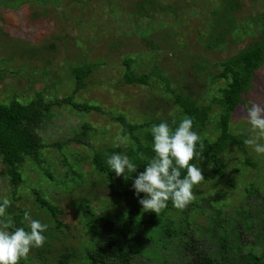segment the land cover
<instances>
[{
  "label": "rangeland",
  "instance_id": "rangeland-1",
  "mask_svg": "<svg viewBox=\"0 0 264 264\" xmlns=\"http://www.w3.org/2000/svg\"><path fill=\"white\" fill-rule=\"evenodd\" d=\"M237 2L239 6L222 17L216 10H228L225 0H0V101H10L13 94L22 101H30L38 98V92L50 99L54 87L62 98L71 92L65 85L71 89L73 86L72 81L67 82L71 64L103 61L104 64L96 66L88 79L90 84L76 94L75 99L95 101L94 104L101 105L104 111L86 113L71 105L56 108L53 121L41 131V136L46 142L66 140L89 122L98 129L96 139L115 137L114 141H121L117 137L122 128L112 115L123 112L133 122L146 118L143 113H149V108L162 117L175 115V108L168 98L165 99L163 82L155 75V80L148 86L123 81L125 65L121 56L135 55L133 70L149 71L153 63L152 51L156 49V62L164 71L162 74L172 83L178 80L196 91L201 77L196 74L194 62L211 67L210 71L216 70L215 63L260 39L261 23L255 19L258 15L264 17V0ZM201 82L203 85V80ZM245 100L247 104L250 100L264 104V66L256 73ZM248 127L242 108L234 114L232 128L238 135L245 134L246 139ZM231 146L232 150L226 156L229 165L226 174L217 179L211 166H200L203 172L216 179L208 180L204 176L195 188V195L205 196L211 203L226 202L221 209L226 219L237 210L240 216L243 210L261 209L259 198L264 197V155H257L246 144L247 151L240 150L238 145ZM90 149V145H70L62 151L56 147L45 151L42 154L44 165L54 178L33 162L22 167L25 186L41 188L64 207V218L74 224L72 236L68 235L69 244L77 245L83 240L77 213L82 183L80 179L73 181L70 168L80 170L89 180L94 178L97 174L93 168L83 167L78 159L81 154L90 157ZM65 155L71 166L64 164ZM248 157L257 165L243 169V162ZM252 183L260 190L256 195L246 191ZM21 194L22 200L17 204L35 210L32 194ZM3 197L11 200V190L5 183L0 184V199ZM105 201L107 210L118 209L113 201ZM205 207L209 204L202 205L203 209ZM211 217L210 213H199L193 223L195 227H208ZM199 241L205 242L204 246L218 244L217 240L206 236ZM256 243L254 232L243 234L245 251H260ZM33 254L34 248L29 255ZM146 263L155 264L151 260Z\"/></svg>",
  "mask_w": 264,
  "mask_h": 264
},
{
  "label": "trees",
  "instance_id": "trees-1",
  "mask_svg": "<svg viewBox=\"0 0 264 264\" xmlns=\"http://www.w3.org/2000/svg\"><path fill=\"white\" fill-rule=\"evenodd\" d=\"M224 5L228 7L226 12H221L220 8L216 10L222 17L239 6L237 0H225ZM255 20L261 23L260 39L256 43L215 63L218 69L213 71L203 63L194 62L196 74L198 78L201 77L196 91L181 81L172 83L162 74L164 71L156 62V49L152 51L153 63L149 71L133 70L135 55H122L125 65L123 81L148 86L155 80V75L163 82L167 94L165 99L168 98L175 108V115L164 117L152 113L149 108V113H143L146 118L137 122L128 120L123 112L112 115L122 128L117 138H122L123 142L114 141L115 137L96 139L98 129L89 122L84 123L75 136L66 140L46 142L41 136V131L53 121L56 108L71 105L86 113L104 111L101 105L94 104L95 101L75 99V95L90 84L88 79L96 66L104 64L103 61L71 64L68 74L71 79L68 78L67 82L72 81L73 86L71 89L65 85V89L71 92L62 98L54 87L50 99L38 92V98L30 101H22L16 94L8 102L0 101V184L5 183L11 190V205L6 215L0 217V224H8L9 231L15 227L27 229L29 221L25 219V213H28L31 219H39L49 225L44 245L34 248V254L22 259L20 264H147V260L155 264H264V197L259 198L261 209L243 210L240 216L237 210L235 215L226 219L221 210L226 202L211 203L205 196L195 195L194 186L195 198L187 207L177 209L169 201L168 206L156 214L145 211L134 195L132 183L137 173H128L127 176L132 177L126 180L123 176L117 177L106 163L112 153H123L137 164V172L143 171L155 155L152 151L151 127L162 120L175 127L187 116L192 118L193 128L199 133L200 143L203 144L202 149L198 146L202 153L199 159L194 158L190 163L211 166L217 179L224 176L229 167L226 156L232 150L231 145H238L240 150L247 151L245 134L238 135L232 128L234 114L247 104L245 97L253 87L256 73L264 66V17L258 15ZM216 25L219 26L220 22H216ZM207 47H211V44H207ZM173 121L176 123L173 124ZM70 145H90V157L81 154L78 159L83 167L89 166L97 174L89 180L69 164L67 155L63 157L64 164L71 166L73 181L80 179L82 183L77 213L83 240L77 245L67 243L74 224L64 218V207L48 197L41 188L25 186L22 172L24 164L33 162L54 178L44 165L42 154L55 147L62 151ZM248 165L256 166L257 163L248 157L242 168ZM184 174L186 170H182V176ZM203 174L208 180L216 179L206 171ZM246 191L250 195L260 192L255 183ZM22 192L32 194L35 210L17 204L22 200ZM104 198L113 201L118 209L107 210L108 204ZM205 203L209 207L203 209ZM106 210L107 213H104ZM199 213L212 214L208 227H195L193 222ZM248 231L255 233L260 251L244 250L242 237ZM204 236L217 240L218 244L215 247L204 246L206 243L199 241Z\"/></svg>",
  "mask_w": 264,
  "mask_h": 264
},
{
  "label": "clouds",
  "instance_id": "clouds-1",
  "mask_svg": "<svg viewBox=\"0 0 264 264\" xmlns=\"http://www.w3.org/2000/svg\"><path fill=\"white\" fill-rule=\"evenodd\" d=\"M243 115L249 126L245 144L257 155H264V104L250 100L244 105ZM150 131L155 155L143 171L137 172V164L123 153H112L106 163L117 177L123 176L126 180L132 177H128V173H137L132 189L145 211L158 214L168 206L169 201L173 207L182 210L194 200V186L205 179L200 164L190 163L202 154L198 150V146L203 148L201 137L193 128L192 118L187 116L175 127L162 120L154 124ZM182 170H186L183 176ZM141 193L144 195L141 196ZM10 205L11 200L7 197L0 199V217L6 215ZM25 219L29 221L27 229L15 227L9 231L8 224L0 226V264H20L31 249L44 245L49 225L39 219H31L28 213H25Z\"/></svg>",
  "mask_w": 264,
  "mask_h": 264
},
{
  "label": "bare ground",
  "instance_id": "bare-ground-1",
  "mask_svg": "<svg viewBox=\"0 0 264 264\" xmlns=\"http://www.w3.org/2000/svg\"><path fill=\"white\" fill-rule=\"evenodd\" d=\"M232 149V148H231ZM230 154V153H229ZM258 157V156H257ZM70 240V239H69ZM46 242V241H45ZM206 261V260H205Z\"/></svg>",
  "mask_w": 264,
  "mask_h": 264
}]
</instances>
